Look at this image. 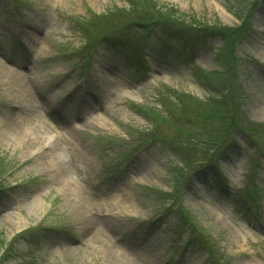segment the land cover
<instances>
[{
    "label": "rangeland",
    "instance_id": "obj_1",
    "mask_svg": "<svg viewBox=\"0 0 264 264\" xmlns=\"http://www.w3.org/2000/svg\"><path fill=\"white\" fill-rule=\"evenodd\" d=\"M1 63L0 264H264V0H0Z\"/></svg>",
    "mask_w": 264,
    "mask_h": 264
},
{
    "label": "bare ground",
    "instance_id": "obj_2",
    "mask_svg": "<svg viewBox=\"0 0 264 264\" xmlns=\"http://www.w3.org/2000/svg\"><path fill=\"white\" fill-rule=\"evenodd\" d=\"M2 64V63H1ZM3 69H5V65L4 64H2V65H0ZM5 66V67H4ZM7 69V68H6ZM9 72L10 73H14V71H12V70H9ZM26 84V83H25ZM44 134L46 135V138L43 140V144L45 143H49V141H50V132H49V129L48 128H44ZM124 264H139L138 262H136V261H134V260H131V259H124Z\"/></svg>",
    "mask_w": 264,
    "mask_h": 264
},
{
    "label": "trees",
    "instance_id": "obj_3",
    "mask_svg": "<svg viewBox=\"0 0 264 264\" xmlns=\"http://www.w3.org/2000/svg\"><path fill=\"white\" fill-rule=\"evenodd\" d=\"M175 23V22H174Z\"/></svg>",
    "mask_w": 264,
    "mask_h": 264
}]
</instances>
